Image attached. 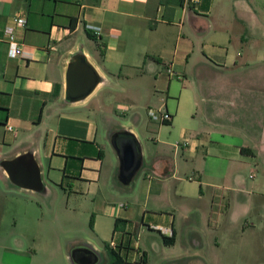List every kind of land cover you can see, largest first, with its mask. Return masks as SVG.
Instances as JSON below:
<instances>
[{"label": "crops", "instance_id": "crops-1", "mask_svg": "<svg viewBox=\"0 0 264 264\" xmlns=\"http://www.w3.org/2000/svg\"><path fill=\"white\" fill-rule=\"evenodd\" d=\"M17 15L27 19L16 31L27 57L9 55L4 28ZM262 35L264 0H0V264H77L71 256L76 247L91 248L95 264H109L108 245L112 239L123 243L128 230L140 234L133 254L137 264H150L153 252L157 264H228L227 223L219 227L211 219L220 234L210 249L207 231L192 223L189 211L182 212L188 222L179 226L170 210L205 198L195 188L166 187L180 178L177 160L157 159L146 167L143 159L145 170L134 186L125 188L118 180L112 134L128 130L140 139L134 127L118 126L112 116L125 104L139 109L146 99V111L166 107L173 115L167 125L176 126L194 110L221 133L207 141L183 129V144L174 146L194 155L200 145H214L224 159L229 147L221 139L224 129L247 114L264 117V65L255 51ZM78 53L101 82L85 99L70 102L67 71ZM114 88H120L117 95ZM236 149L241 159L257 158L249 147ZM28 151L41 168L43 192L16 185L2 166ZM202 175L194 169L190 177ZM220 207L225 205L212 199L211 211ZM86 217L89 223L93 218L94 238L55 229L73 231L74 222ZM116 219L126 221L121 231L115 230ZM166 228L175 233L169 245L163 240ZM145 234L151 240L144 246Z\"/></svg>", "mask_w": 264, "mask_h": 264}, {"label": "rangeland", "instance_id": "rangeland-1", "mask_svg": "<svg viewBox=\"0 0 264 264\" xmlns=\"http://www.w3.org/2000/svg\"><path fill=\"white\" fill-rule=\"evenodd\" d=\"M259 42L260 45H257L259 48L255 51L259 54L260 61L264 65V35L260 36ZM262 71L264 73V69ZM114 89L117 95L120 88ZM129 104H125L126 108L119 113L113 114L112 122L118 126H132L137 130L145 166H150L157 159H166L173 163L177 160L180 178L171 179L170 185L166 187L180 188L183 186L190 192L192 188L198 192L200 190L204 192L205 198L191 201L188 206H180V208H177L178 204L174 205V208L170 206V210L177 215V224L181 226L183 221L188 222L183 220L182 212L189 211L187 215L191 218L192 223L196 227L199 224L207 231L208 236L206 238V233L204 234V241L211 249L214 237L220 234L219 230L210 226L211 219L215 222L218 221L219 227H223L227 223L229 232L227 229L224 231V239H226L224 253L229 254L228 264H264V117L259 116L258 113L247 114L240 121L231 122L229 127L224 129V138L221 136V139L228 142L229 147L223 149L225 155L223 159L219 156L220 150H217L214 145H200L198 152L194 155L189 154L182 147L176 149L179 146H174L181 141L180 134L183 129L188 131V135L191 134L197 139L206 138L208 141L211 137L210 134L217 137L213 132L216 133L219 130L206 125L202 121L204 118L196 111L192 110L181 115L175 126L152 121L145 109L146 99L139 104L141 107L139 109L130 108ZM159 125H161V129H159ZM102 127H105L103 122ZM166 141L173 145L164 144ZM237 147L251 148L254 154H257V158L243 156L244 159H241L237 155L240 151H237ZM112 152H115V157L118 158L117 152ZM109 157H111L110 154ZM160 162L163 164L162 160ZM194 169L203 174L201 179L191 180L189 178L194 174ZM143 170L145 169L139 170L133 182L123 186L125 188L134 186L140 179ZM200 180L201 182H199ZM134 192L137 193V188ZM212 199L220 205H225V208L220 207L216 213H213L211 211ZM244 206L249 211L242 210ZM43 211L45 212V210ZM41 215L40 211L37 212L36 223ZM218 216L223 222L217 220ZM89 221L88 217L75 221L73 231L68 228L62 231L60 227H55V229L62 235L80 231L79 233L84 237L94 238ZM150 240L146 234L140 236V242L144 246ZM30 244L31 241L25 245L27 249L31 248ZM180 246V244L177 245L173 252L178 251ZM237 252H240V259L237 258ZM8 255L6 253L7 258ZM158 259L153 252L150 264H157Z\"/></svg>", "mask_w": 264, "mask_h": 264}, {"label": "water", "instance_id": "water-1", "mask_svg": "<svg viewBox=\"0 0 264 264\" xmlns=\"http://www.w3.org/2000/svg\"><path fill=\"white\" fill-rule=\"evenodd\" d=\"M101 82L95 67L82 53L74 55L67 71L66 99L70 102L88 97ZM111 141L119 158L118 180L128 185L135 179L143 164L142 146L137 136L128 130L114 132ZM2 166L16 185L35 191H45L41 168L33 152L28 151L12 159L3 160ZM71 256L77 264H95L97 254L88 247H76Z\"/></svg>", "mask_w": 264, "mask_h": 264}, {"label": "built area", "instance_id": "built-area-1", "mask_svg": "<svg viewBox=\"0 0 264 264\" xmlns=\"http://www.w3.org/2000/svg\"><path fill=\"white\" fill-rule=\"evenodd\" d=\"M15 24L8 25L4 28L5 36L7 37V40L9 42V55L12 57H27L28 54L24 49V44L22 42H19L17 39L16 31L17 26H25L27 23V19L25 16L17 15L14 19ZM167 70L170 74H175L173 71L172 66H168ZM147 113L152 121L158 122L159 124H163L167 121H171L173 118V115L168 111L166 107L163 108H148ZM9 129H12L11 126H9ZM183 143H179L178 146L182 145ZM190 179H193L190 177ZM121 206H125V204H121ZM165 234H172V229H163ZM139 233H138V241H139ZM110 245L112 247L116 246V240L112 239L110 242ZM134 262H136V259H134ZM135 264V263H134Z\"/></svg>", "mask_w": 264, "mask_h": 264}, {"label": "trees", "instance_id": "trees-1", "mask_svg": "<svg viewBox=\"0 0 264 264\" xmlns=\"http://www.w3.org/2000/svg\"><path fill=\"white\" fill-rule=\"evenodd\" d=\"M175 1L178 3L184 2V0H175ZM58 94H59V90H58V88H56L54 91V95L57 96ZM171 121H167L164 124H171ZM242 151L248 152L250 150L247 148H242ZM93 223H94V221L92 218L91 222H90L91 227H93V225H94ZM124 223H126V221H123L122 219H116L115 230L121 231L120 230L121 225L123 226ZM138 233H139L138 230H128V231L123 233V239H124L123 243L119 244L116 242L115 247L108 245L109 246L108 247L109 252L111 255V261L109 264H134V263L137 264V262H134L133 254H134V252L137 251L136 245L138 242ZM163 240H164V243L167 245L174 243L175 233L172 232V234L169 236L163 234ZM143 255H142V261H144Z\"/></svg>", "mask_w": 264, "mask_h": 264}]
</instances>
